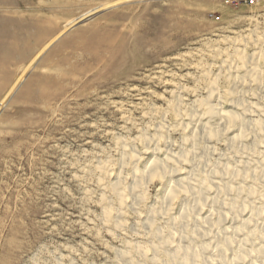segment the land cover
<instances>
[{
  "label": "rangeland",
  "instance_id": "rangeland-1",
  "mask_svg": "<svg viewBox=\"0 0 264 264\" xmlns=\"http://www.w3.org/2000/svg\"><path fill=\"white\" fill-rule=\"evenodd\" d=\"M263 34L264 0H0V264H119V252L149 249L144 224L169 187L153 180L130 207L135 170L153 158L146 139L164 124L152 144L162 159L178 153L186 133L174 110L188 119L213 83L231 88L212 51L238 41L264 53L253 42ZM221 142L209 167L229 153Z\"/></svg>",
  "mask_w": 264,
  "mask_h": 264
},
{
  "label": "bare ground",
  "instance_id": "bare-ground-1",
  "mask_svg": "<svg viewBox=\"0 0 264 264\" xmlns=\"http://www.w3.org/2000/svg\"><path fill=\"white\" fill-rule=\"evenodd\" d=\"M253 42L263 49L264 34L258 35ZM237 43L234 41L232 47L222 53L217 49L212 51L215 57L222 58L219 70H228L231 88L222 95L213 83L207 100L197 99L191 105L188 119L181 117L179 107L174 110L179 117L174 127L186 133L181 150L176 154L167 152L163 159L159 157L164 149L156 145V140L165 139L164 124L158 128V138L146 139L153 158L145 172L135 170L136 177L129 191L133 192L130 207L134 209L143 202L148 193L145 187L153 180H162L169 188L161 198L160 206L151 210L150 217L144 222L151 237L149 249H142L138 256L132 249L119 252V264H264V160L255 154L249 156L251 151L257 156L264 155V106L259 104V96L264 91H261L260 83H256L258 78L255 76L261 68L259 63L264 53L260 50L248 55ZM248 78L252 82H247ZM253 82L258 85L256 89L250 86ZM225 97L231 98L232 110L219 108ZM221 140L228 142L229 153H221L214 166L209 167V158L216 153L212 150ZM122 180L113 187L125 205L129 198L126 199L124 189H119ZM258 193L263 200H258L257 204L254 196L258 197ZM179 198L182 200L179 214L169 216V212L174 211L169 210L172 202ZM105 211L107 215L113 214L112 210ZM205 211L208 212L206 217L202 216ZM160 220H166L165 225L156 228ZM228 220L232 221L229 225Z\"/></svg>",
  "mask_w": 264,
  "mask_h": 264
},
{
  "label": "built area",
  "instance_id": "built-area-1",
  "mask_svg": "<svg viewBox=\"0 0 264 264\" xmlns=\"http://www.w3.org/2000/svg\"><path fill=\"white\" fill-rule=\"evenodd\" d=\"M253 0H251V2H252Z\"/></svg>",
  "mask_w": 264,
  "mask_h": 264
}]
</instances>
